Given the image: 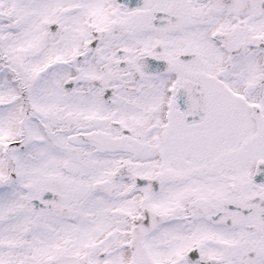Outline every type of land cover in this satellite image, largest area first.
Returning a JSON list of instances; mask_svg holds the SVG:
<instances>
[{
  "label": "snow or ice",
  "instance_id": "1",
  "mask_svg": "<svg viewBox=\"0 0 264 264\" xmlns=\"http://www.w3.org/2000/svg\"><path fill=\"white\" fill-rule=\"evenodd\" d=\"M0 264H264V0H0Z\"/></svg>",
  "mask_w": 264,
  "mask_h": 264
}]
</instances>
